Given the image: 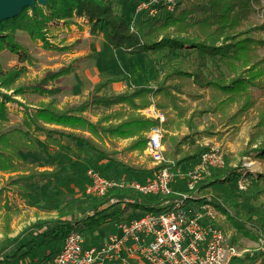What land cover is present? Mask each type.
<instances>
[{"label":"trees","instance_id":"trees-1","mask_svg":"<svg viewBox=\"0 0 264 264\" xmlns=\"http://www.w3.org/2000/svg\"><path fill=\"white\" fill-rule=\"evenodd\" d=\"M260 5L261 0H178L173 13H161L153 19L140 17L132 30L131 19L115 11L113 0H48L45 5L36 3L34 8L27 7L19 15L2 21L0 52L8 49L18 56L20 63L30 61L31 54L17 41L18 30L28 32L34 39L45 40L52 22L70 25L74 18L82 17L88 23L90 34H100L112 49L157 58L160 78L155 86L144 83L116 92L112 84L117 80L106 75L93 85L88 98L80 104L60 107L53 98L32 107L13 95L25 97L28 91L37 96L53 95L59 89H49L48 84L74 72L76 65L71 63L29 86L17 83L25 66L4 70L0 65V88L13 93L0 91V172L8 175L0 187V218L4 221L5 235L0 240V264H51L72 230L83 234L106 223L126 220L132 211L139 210L142 214L166 210V206H161L166 198L151 196L155 200L147 201L143 198L150 196L129 189L111 190L103 196L88 195L92 199L86 205H79V214L68 210L54 220L39 219L10 237L12 214L7 203L1 204L8 192L29 200L30 185L40 180V171L23 161V152L37 153L42 158L44 153L62 150L91 161L97 155L121 166L124 175L140 179L148 175L135 176L134 172H147L150 176L164 167L166 164L156 165L147 171L120 156L143 153L146 149L147 133L160 122L145 117L140 110L150 106L153 99L166 115V121L161 124L162 141L167 146L164 155L178 166L189 167L202 152V148L194 145L197 134L213 138L219 133L232 132L235 136L245 122L252 126L241 154L244 157L259 152L256 159H263L264 147L251 151L250 148L264 140V54L260 53L264 38L252 37L251 31L244 29L251 16L259 12ZM46 44L52 46L49 42ZM204 99L209 107L193 105ZM7 103L23 107V119L15 126L8 125L11 118ZM101 109L104 111L99 112ZM87 113L97 115V120H90ZM204 114H210L213 123L199 131L193 127V121L198 119V124H203ZM216 126L219 131H215ZM182 127L188 132L181 133ZM128 139L129 143L122 149L108 145ZM224 158L221 171L203 180L197 187L198 192L230 203L240 221L264 234V224L253 218L255 209L246 215L240 202L214 190L218 185L250 176L242 173V164L236 167L233 158ZM102 171L99 172L105 176ZM86 180L87 184L88 177ZM250 184L257 187L258 197H264V172L253 176ZM32 231L41 233L33 240H22L28 233L33 235ZM39 250L44 255L34 259ZM249 259L250 256L234 258L231 264L234 261L244 264Z\"/></svg>","mask_w":264,"mask_h":264},{"label":"rangeland","instance_id":"rangeland-1","mask_svg":"<svg viewBox=\"0 0 264 264\" xmlns=\"http://www.w3.org/2000/svg\"><path fill=\"white\" fill-rule=\"evenodd\" d=\"M113 1L115 11L125 15L129 20H134L137 23L138 19L142 17L136 12L137 1ZM46 3L38 4L45 5ZM260 7L259 12L251 16L244 28L249 29L251 31L250 35L255 38H264V28H260L264 25V0H261ZM88 28L87 21L82 17L74 18L73 23L70 25L64 24L63 21L52 22L51 29L45 35L46 42H49L52 46H47L48 44L43 39H34L28 32L18 30L16 32V39L30 52L31 60L20 63L18 56L8 49L0 52V65L4 70L25 66L24 73L17 83L27 86L32 85L33 82L42 79L50 73L57 72L71 63L76 65V69L71 74L55 79L48 84L47 87L49 89H59V92L53 95L37 96L36 93L28 91L25 97L17 95H13V97L18 101L32 105V107L42 100L48 101L54 98L56 103L60 107H63L67 104L75 105L84 102L88 98L93 85L106 75H111L117 80L112 84L116 92H121L125 87L132 88L134 85L144 83H149L153 86L157 84V80L160 78L158 70L159 60L157 58L148 57L146 54L129 55L123 50H114L104 41L100 34L91 35ZM260 53L264 54V49ZM0 91L13 94L12 91L3 88H0ZM153 102L157 103V100L153 99ZM193 105L205 108L209 107L210 104L204 99L194 102ZM7 107L11 118L8 125L15 126L23 119V107L17 103H7ZM103 111L104 109H101L99 112ZM141 111L142 109L140 110L142 114ZM87 114V117L92 121H96L98 118L97 115ZM202 123L199 125L198 119H195L193 127L199 131H203L205 127L213 123L211 115L204 114ZM251 126L252 123L245 122L235 136H233L232 132L219 133L213 138L197 134L194 139V145L202 148V150L204 148H215L224 156L233 158V165L236 167L240 164L243 165L251 162V166L244 167L241 170L244 175L245 173H250V176L246 175L242 179L244 180L243 185L245 189L239 188L240 179H238L228 185H218L214 190L225 198L240 202L241 210L246 215H249L255 209L253 218L256 222L264 224V197H258L257 187L254 184H250L253 176L264 172V158L256 159L255 156L259 152H253L251 156L244 157L241 154L247 146ZM215 131H219L217 126L215 127ZM187 132L188 129L182 127L181 133ZM121 141H116L114 144H108L107 142V144L110 148L122 149L130 140H128L126 145L120 144ZM164 145L167 149L165 143ZM263 147L264 140H259L256 145L250 148V151L251 149H263ZM21 155L27 166H34L40 171L38 176L40 180L30 185L31 197L29 200L12 192H8L2 198L1 204L7 203L12 214L10 221L11 232L8 234L10 237L16 236L39 219L54 220L61 212H67L68 210H73L75 213L77 212L76 214H79V211H77L79 205H86L92 199L85 193L84 189L88 169H97L99 171L103 169L102 173L106 177H113L114 175L119 177L122 173L121 166L102 160L97 155L94 156L92 161L79 158L75 153L62 150L44 153L42 158L37 153L23 152ZM120 156L147 171L154 167V163L147 155L146 149L143 153L132 152ZM221 169L212 170L211 175L206 178L218 174ZM133 175H148L149 177L147 172H134ZM7 176V174L0 172V187ZM183 189H185L184 186ZM207 197L212 199L214 206L217 203L220 205L219 207L216 206L221 215L219 222L227 234L229 242L239 252L235 258L250 256V259L246 260L244 264H264V234L256 227L240 221L235 216L236 210L230 203L223 201L221 198H215L210 194ZM143 199L147 201L155 200L151 196L144 197ZM161 206L165 207L164 201L161 203ZM140 214L141 212L137 210L130 212L128 216L129 218H134ZM115 224L116 222H111L103 228L100 234L104 233L108 235L111 232H116ZM3 232L4 221L0 218V240L5 236ZM40 233L41 231H36L33 235L28 233L22 240H33V237ZM83 235L87 241L86 245L98 242L100 236L98 228L85 230ZM43 255L44 252L39 250L33 255V258L37 259ZM27 261L29 263L30 259L28 258ZM17 264H21V262ZM233 264H240V262L234 261Z\"/></svg>","mask_w":264,"mask_h":264},{"label":"built area","instance_id":"built-area-1","mask_svg":"<svg viewBox=\"0 0 264 264\" xmlns=\"http://www.w3.org/2000/svg\"><path fill=\"white\" fill-rule=\"evenodd\" d=\"M178 0H142L136 12L146 19L161 13H173ZM136 27L131 20L132 30ZM142 114L160 122L147 133V155L154 166L166 164L147 178L121 175L106 177L88 169L85 193L103 196L111 190L129 189L143 196H160L166 210L145 212L116 222V233L100 245H86L85 236L72 230L65 237L51 264H231L239 252L220 224V213L212 199L201 195L197 187L212 170L223 168L225 156L215 148L203 149L187 168L164 155L165 113L156 103L142 109ZM207 144V142H206ZM251 166V162L243 164ZM176 181L185 189L174 187ZM240 189H245L240 179Z\"/></svg>","mask_w":264,"mask_h":264},{"label":"water","instance_id":"water-1","mask_svg":"<svg viewBox=\"0 0 264 264\" xmlns=\"http://www.w3.org/2000/svg\"><path fill=\"white\" fill-rule=\"evenodd\" d=\"M48 0H0V24L6 19L19 15L25 8H34L36 3Z\"/></svg>","mask_w":264,"mask_h":264},{"label":"crops","instance_id":"crops-1","mask_svg":"<svg viewBox=\"0 0 264 264\" xmlns=\"http://www.w3.org/2000/svg\"><path fill=\"white\" fill-rule=\"evenodd\" d=\"M111 76V75H110ZM129 140V139H128ZM128 140H122L121 142H120V144H122V145H126L127 143H128ZM133 153H137V152H133ZM121 175H124V171H122V173H121ZM174 187L175 188H178V189H180V190H182L183 189V184L181 183V182H177V183H175L174 184ZM110 223H106V224H104V225H102L99 229H98V232H99V240H98V242H96V243H94V244H92V245H100V244H102L107 238H108V236L110 235V234H113V233H116V232H111V233H109L108 235H106V234H104V233H102V234H100L101 232H102V230H103V228H105V226H107V225H109ZM116 229V228H115ZM87 242V241H86Z\"/></svg>","mask_w":264,"mask_h":264}]
</instances>
